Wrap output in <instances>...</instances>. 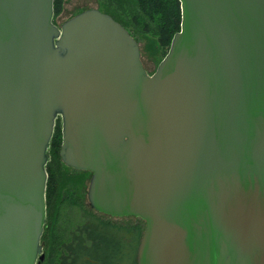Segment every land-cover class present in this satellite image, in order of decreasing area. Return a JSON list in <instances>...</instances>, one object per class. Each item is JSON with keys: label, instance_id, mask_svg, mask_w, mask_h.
<instances>
[{"label": "water", "instance_id": "95a60500", "mask_svg": "<svg viewBox=\"0 0 264 264\" xmlns=\"http://www.w3.org/2000/svg\"><path fill=\"white\" fill-rule=\"evenodd\" d=\"M178 2L147 74L107 14L0 0V264L43 259L56 119L88 207L143 222L136 264H264V0Z\"/></svg>", "mask_w": 264, "mask_h": 264}, {"label": "trees", "instance_id": "16d2710c", "mask_svg": "<svg viewBox=\"0 0 264 264\" xmlns=\"http://www.w3.org/2000/svg\"><path fill=\"white\" fill-rule=\"evenodd\" d=\"M95 2V9L111 17L132 37L139 52L149 53L157 62L166 54L173 34L179 31L178 0ZM61 3L62 0H52L53 24ZM87 9L91 8H80L72 16ZM59 145L57 120L45 165V222L40 237L43 254L40 264H136L143 222L132 217H126L132 223L121 222L122 218L91 210L84 202L90 173L64 166L59 160Z\"/></svg>", "mask_w": 264, "mask_h": 264}, {"label": "rangeland", "instance_id": "374dc122", "mask_svg": "<svg viewBox=\"0 0 264 264\" xmlns=\"http://www.w3.org/2000/svg\"><path fill=\"white\" fill-rule=\"evenodd\" d=\"M95 4H96L95 0H62L61 9L59 13L53 18L54 25H56L57 27L60 26V24H62L67 19H69V17L71 18V16L75 13V11H77L80 8L88 7L91 9L92 8L95 9ZM140 52L139 55H140L141 65L147 74H151L154 71L156 64L158 62L149 53L143 51L141 53ZM57 120L60 128V120L56 119L55 121ZM87 183H86V187H87ZM84 202L87 203L86 197H84ZM119 221L132 223L133 220L122 218L119 219Z\"/></svg>", "mask_w": 264, "mask_h": 264}]
</instances>
